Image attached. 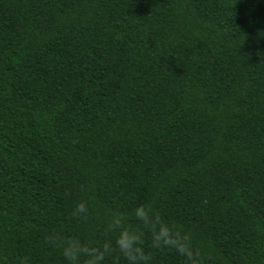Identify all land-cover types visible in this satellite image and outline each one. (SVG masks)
Here are the masks:
<instances>
[{"label":"trees","instance_id":"trees-1","mask_svg":"<svg viewBox=\"0 0 264 264\" xmlns=\"http://www.w3.org/2000/svg\"><path fill=\"white\" fill-rule=\"evenodd\" d=\"M121 222L264 264V0H0V264H129Z\"/></svg>","mask_w":264,"mask_h":264},{"label":"clouds","instance_id":"clouds-1","mask_svg":"<svg viewBox=\"0 0 264 264\" xmlns=\"http://www.w3.org/2000/svg\"><path fill=\"white\" fill-rule=\"evenodd\" d=\"M79 212L85 211V205L81 203L78 205ZM135 215L138 219L142 220L146 225H149L148 214L143 206L135 210ZM151 223L150 227L153 232V246L159 247L163 244L165 247H172L177 250L181 255L188 258L189 261L194 259V253L191 251L187 241V237L181 238L179 233H173L167 225ZM116 247L123 253L125 259L129 264H140L141 261H147V257L140 245L142 241V233H137L131 228H125L122 222L118 227L112 228L111 231H117ZM111 248L110 243L105 244L103 251L99 248H89L80 245L79 242L68 241L67 246L64 248L63 255L70 262V264H78L79 256L81 253L90 257L84 264H99L104 259V253L108 252Z\"/></svg>","mask_w":264,"mask_h":264}]
</instances>
